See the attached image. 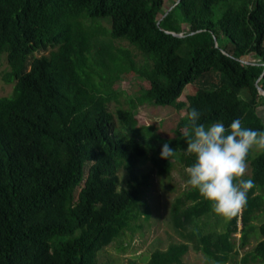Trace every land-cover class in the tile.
Segmentation results:
<instances>
[{"label": "trees", "instance_id": "trees-1", "mask_svg": "<svg viewBox=\"0 0 264 264\" xmlns=\"http://www.w3.org/2000/svg\"><path fill=\"white\" fill-rule=\"evenodd\" d=\"M167 10L165 0H0L3 81L13 83L0 98V264H97L98 252L140 216L152 176L139 168L148 162L160 176L176 164L193 170V186L174 202L175 221H197L191 233L207 260L227 264L236 231L238 247L247 246L264 208L256 193L264 188V0H176ZM219 33L232 47L219 45ZM126 74L137 77L138 95L114 122L108 104ZM188 85L196 92L183 96ZM147 103L186 111L157 148L136 117ZM213 162L214 191L225 199L220 232L198 222L212 209ZM245 164L251 176L236 184ZM118 171L127 172L125 185ZM259 232L239 263L264 264V222ZM189 249L171 246L150 264H183Z\"/></svg>", "mask_w": 264, "mask_h": 264}, {"label": "rangeland", "instance_id": "rangeland-1", "mask_svg": "<svg viewBox=\"0 0 264 264\" xmlns=\"http://www.w3.org/2000/svg\"><path fill=\"white\" fill-rule=\"evenodd\" d=\"M175 1L165 0V8L173 7ZM220 7L221 4L214 8V20L220 15ZM100 22L104 27H110L107 19H101ZM183 30H189V21L187 19L183 20ZM105 39H108V36ZM112 43L115 48L128 46L134 52H138L127 41L112 39ZM218 43L226 49L232 47L229 38L221 33L218 35ZM41 54H47V51H39L35 55L40 56ZM138 58L141 59L140 55ZM247 61L256 62L258 60L253 58L250 60L248 58ZM7 70H9L7 54H3L0 57V98L10 96L12 93L13 83L8 84L3 81V75ZM137 80V77L131 74L123 75L121 78V82L118 84V90L120 91V95L117 98L118 101L113 100L108 104V110L112 113L114 122H116V110L128 108V100L138 95L139 84ZM195 92L196 88L188 85L184 90L183 96ZM182 100H186V97L182 98ZM258 112L264 120L263 105L259 106ZM185 116V109L177 110L172 107H161L150 103L140 105L136 111L139 125L143 129L142 132L146 134L154 148H157L164 140L175 136V129ZM201 146L202 141L199 143L200 148ZM259 151L260 147L255 143L254 154ZM152 167L150 162H148L139 168V171L149 172L152 176V182L143 194L144 203L140 207V216L125 228L119 237L98 252L97 264H150L154 253L158 251L166 252L171 246L180 245V243L184 242L189 243L190 249L183 257V264H212L211 261L207 260L203 251L196 249V245L200 242L197 243V237L191 232L196 229L197 221L191 220L179 226L176 225L177 222L175 221L174 202L176 197L183 195L187 189L193 186L190 177V172L193 170L176 164L170 175L160 176ZM211 167L213 171L209 174V187L206 194L213 199L212 209L209 211L210 215L207 217L203 216L198 222L200 225L205 223L204 231L209 228H215L216 231L220 232L224 230L223 222L225 219L222 215L225 199L220 196L221 192L214 191L218 187V176L214 170L215 162L211 164ZM118 174L121 177L119 184L125 185L127 172L118 171ZM249 176H251V167L249 164H245L235 171L236 184L243 182ZM233 191L236 193L235 188ZM256 193L264 195V188L257 190ZM237 197L241 198L242 196L237 193ZM187 203H190V201ZM183 207L184 205H181L180 209H183ZM147 208L149 209V214L144 212ZM262 222H264V208H262V213L259 217L254 220L256 231L251 235L247 246L244 248L238 247L241 232L236 231L232 234L231 240L234 239L236 248L229 255L227 264H241L239 260L253 250L257 241L262 237L259 232V226ZM254 264L262 263L258 261Z\"/></svg>", "mask_w": 264, "mask_h": 264}, {"label": "water", "instance_id": "water-1", "mask_svg": "<svg viewBox=\"0 0 264 264\" xmlns=\"http://www.w3.org/2000/svg\"><path fill=\"white\" fill-rule=\"evenodd\" d=\"M179 1H180V0H178V2H179ZM171 9H172V7L169 8V10H167V12L165 13V15H167L168 12H169ZM165 15H164V16H165ZM198 31H199V30H198ZM194 32H196V31H194ZM194 32H192V33H194ZM172 33L175 34V35H177V36H184V35H185L183 32H177V31H172ZM213 37H214V40H215V44H217L216 37H215V36H213ZM247 63H250V62H247ZM258 90H259L260 94L264 96V89H263L261 86H259V85H258Z\"/></svg>", "mask_w": 264, "mask_h": 264}]
</instances>
